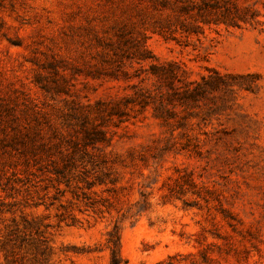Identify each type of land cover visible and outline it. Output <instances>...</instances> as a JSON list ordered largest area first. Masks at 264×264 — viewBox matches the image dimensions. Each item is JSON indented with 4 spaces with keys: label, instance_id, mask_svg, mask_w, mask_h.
I'll use <instances>...</instances> for the list:
<instances>
[{
    "label": "rangeland",
    "instance_id": "rangeland-1",
    "mask_svg": "<svg viewBox=\"0 0 264 264\" xmlns=\"http://www.w3.org/2000/svg\"><path fill=\"white\" fill-rule=\"evenodd\" d=\"M116 227L122 264H264V0H0V264H111Z\"/></svg>",
    "mask_w": 264,
    "mask_h": 264
},
{
    "label": "trees",
    "instance_id": "trees-1",
    "mask_svg": "<svg viewBox=\"0 0 264 264\" xmlns=\"http://www.w3.org/2000/svg\"><path fill=\"white\" fill-rule=\"evenodd\" d=\"M121 69L122 67H118V71H121V73L125 77L126 73L124 70ZM152 69H153L152 73L154 75H158L161 81L163 80L171 83L174 80L178 79V73L176 72V69H178V67L177 64L175 63L168 64L167 66L153 64ZM97 73L100 74V71H98ZM215 74H217L218 77H221L218 72H215ZM92 78L100 79V76H97L96 74H92ZM192 83L196 84L197 86V89H195V92L197 94L203 93V91H205V88L204 87L202 88L201 83L199 82H192ZM203 83L205 85H210L212 83V79L208 80L206 78H203ZM97 106L99 108L98 109L99 114H102L104 113V111H106L109 116L123 115V111L120 109V106L118 104L111 106L109 109L108 106L105 105V103H98ZM103 108L105 110H103ZM85 119L86 122H88L87 118ZM97 128L98 127H96V129L94 128L91 130L86 128V126H84L85 137L83 139V145L85 147L91 146L93 148H97V145L99 143H104L108 141L106 136L107 132L103 129H97ZM21 147H22L21 155L25 159L27 165L30 166L33 163L34 166H38V165L41 166V164L44 162H51L52 166L54 167L53 170L54 174L59 177L68 179L67 177L71 174L72 170L77 167L76 162L74 160H70L71 155L63 158L61 162L53 161L51 159L48 160L45 159L43 155L50 152L49 147H47V145L43 142H38V143L35 142V140L32 139V137L28 138L27 140H22ZM11 188L15 189V186H11ZM109 244L111 247V264H122L123 259L121 257L120 232L118 227H116L114 232L110 234Z\"/></svg>",
    "mask_w": 264,
    "mask_h": 264
}]
</instances>
